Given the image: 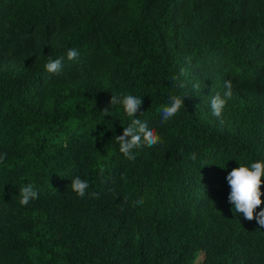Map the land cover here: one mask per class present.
<instances>
[{"label": "trees", "instance_id": "trees-1", "mask_svg": "<svg viewBox=\"0 0 264 264\" xmlns=\"http://www.w3.org/2000/svg\"><path fill=\"white\" fill-rule=\"evenodd\" d=\"M111 93L141 96L135 118L162 143L125 158L133 118ZM171 94L184 107L161 124ZM0 153V264H264V227L226 180L264 161V0H0Z\"/></svg>", "mask_w": 264, "mask_h": 264}, {"label": "clouds", "instance_id": "clouds-1", "mask_svg": "<svg viewBox=\"0 0 264 264\" xmlns=\"http://www.w3.org/2000/svg\"><path fill=\"white\" fill-rule=\"evenodd\" d=\"M66 56L68 60L78 59L79 51L75 48H70L67 50ZM62 60V57L57 59L49 57L44 64L45 70L49 73L60 72ZM78 70L83 71V67H80ZM172 79L173 81H177L179 77L174 76ZM178 86L184 87L183 82H180ZM193 87L199 89L200 85L197 83ZM225 88L226 90L223 96L217 92L210 100L212 114L216 117L221 116L226 106L227 99L231 97V81H225ZM183 98L184 97L176 94L169 95L167 103L160 109L161 124L175 117L180 109L184 107ZM142 102L141 96L138 95L112 93L108 102V105L113 107L119 105L128 117L133 118L128 126L123 128L120 135H115V140L119 145V151L129 160L136 159V154L133 150L141 145V141L149 148L162 143L160 135L154 129L150 128L146 121L135 118L136 114L140 111ZM103 110L105 115H109L106 107ZM6 155V153H0V162L6 158ZM191 159H196L195 153L191 154ZM102 174L103 169H101V175ZM262 177H264V161L257 160L252 162L250 166L239 164L238 167L232 168L227 172L226 180L230 189L227 199L233 206L235 213L242 214L244 219L248 221L255 219L261 227H264V208H259L262 203ZM70 188L77 196L83 198L87 193L89 183L87 180L76 176L71 180ZM110 191L113 192L114 196L116 195L114 190ZM91 195L93 198L97 197L96 193H91ZM37 198L38 192L31 183L19 189V204L21 206H27L31 201ZM125 200H127V198H125ZM142 204V198L133 202V206ZM257 208H259V211H256ZM120 210L123 211V207H121Z\"/></svg>", "mask_w": 264, "mask_h": 264}]
</instances>
